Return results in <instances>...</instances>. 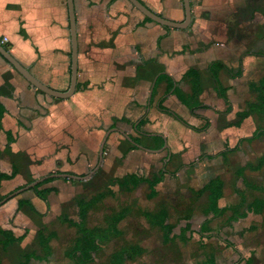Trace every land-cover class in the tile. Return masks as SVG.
Listing matches in <instances>:
<instances>
[{
  "label": "crops",
  "instance_id": "obj_1",
  "mask_svg": "<svg viewBox=\"0 0 264 264\" xmlns=\"http://www.w3.org/2000/svg\"><path fill=\"white\" fill-rule=\"evenodd\" d=\"M142 1L168 19H185L184 0ZM190 2L189 26L175 28L147 19L129 0H74L78 83L76 92L67 99L40 91L0 55V104L5 108L0 128V175L15 173L13 178L0 180V200L51 173L88 174L98 165L102 139L110 131L101 166L90 178L52 177L38 189H52L47 199L37 193L35 186L0 205V241L3 230L25 235L6 250L0 244V264L3 255L10 256L11 251L20 252L14 254L17 264L26 252L40 253L39 232L50 214H56L60 222L63 214L73 219L69 207L79 215L78 198L90 199L99 192L87 196V182L99 178L102 172L101 178L104 174L110 179L124 177L129 168L147 179L166 169L155 197H148L150 187L146 181L127 191L135 194L136 201L138 192L145 189L146 200H156L155 205L145 208L129 202L106 212L99 205L107 196L87 216L89 228L105 227L107 216L126 205L133 208L118 225L123 236L110 241L122 238L121 246L136 242L145 248L144 254L126 264H264V209L242 214L248 204L245 201L242 206L243 186L262 194H254L255 200L264 201V192L245 183L247 180L264 187V167L253 168L264 156V114L255 113L237 124L238 113L257 102L252 85L264 77V0ZM3 39L13 55L40 80L58 90L68 89L72 46L67 0H0V41ZM215 61H222L224 66L214 74L211 66ZM192 68L199 71V83L204 88L196 97L194 79L188 75ZM217 79L229 102L219 94ZM179 112L186 113L188 120ZM171 118L189 128L186 138L175 134L170 137ZM254 121L256 125L245 131L244 127ZM204 126V130H197ZM160 136L165 140L162 147ZM205 153L219 155L210 158ZM175 154L181 155L183 164L180 160L177 163ZM172 164L180 167L172 171ZM212 164L217 166L214 172L209 169ZM147 168L151 175L138 172ZM180 170L191 171V181L198 183L190 185L195 189L192 207L180 199L184 191L179 187L160 195L159 187L178 178ZM182 176L184 189L188 175L185 179ZM216 177L223 182L219 206L227 209L221 215L207 216L204 207L209 192H198ZM116 186L112 185L110 196L118 195ZM172 196L179 199L174 209L182 220L172 218L168 202ZM197 203L203 217L194 226L193 207ZM55 206L59 212H52ZM163 206L170 212L168 223H174L177 235L168 243L162 228L153 227L137 212L156 211ZM237 207L241 214L235 218ZM100 210L101 224H90L91 214ZM207 218H211L209 222ZM125 220H129V237L123 239L121 223ZM152 238L156 249L149 247ZM33 240L39 250L28 248ZM99 255L90 264L106 261L108 255L104 260ZM30 264L46 262L32 260Z\"/></svg>",
  "mask_w": 264,
  "mask_h": 264
},
{
  "label": "trees",
  "instance_id": "obj_2",
  "mask_svg": "<svg viewBox=\"0 0 264 264\" xmlns=\"http://www.w3.org/2000/svg\"><path fill=\"white\" fill-rule=\"evenodd\" d=\"M147 19L151 20L146 16ZM5 47L8 49L5 43H3ZM224 66L222 61H215L212 63L211 71L215 74V71H218L220 68ZM188 75L193 77L194 79V89L193 95L196 97L200 93L203 92L204 88L199 83L200 74L199 71L192 68L189 70ZM217 87L219 89V94L227 101L228 98L226 96V90L221 85V83L217 79ZM252 89L257 93V102L251 103L247 110L240 111L238 113L239 122L243 121L245 118L258 113L264 114V77L259 80V82L252 85ZM5 111V108L2 104H0V128H1V118L2 114ZM144 120L141 121L139 125H142ZM207 126V125H206ZM206 126L197 128V130L201 131L206 128ZM257 133L253 134L252 138L256 137ZM161 137V136H160ZM158 137L161 142L160 147L163 146L165 140ZM204 156L214 157L219 154H209L205 153ZM252 167V166H251ZM264 167V156L261 157L259 164L257 166H253V168H261ZM166 169H162L159 174L155 175L151 179L143 178L136 173H131L124 177L113 178L111 180L110 185L107 190H102L94 194L90 199L86 198H78L77 204L80 209L79 217L80 220H74L69 218V216L63 214L60 215L61 223L67 225L68 227H74L77 229V236L74 244L65 251V255L70 258L72 263L70 264H90L95 258L103 251L104 246L110 241L117 239L123 236V231L118 228L119 223L125 219L129 214L132 213L133 208L129 205L122 207L119 211L109 215L106 217L107 225L89 228L87 226V216L88 211L96 207L98 203H100L104 198H106L109 194L113 192L110 187L112 185H119L122 190H132L136 186H138L141 182L146 181L149 184L150 192L148 194L149 198H153L157 195V185L165 178ZM15 173L12 174H2L0 175V180L4 178H13ZM53 178L46 179L43 182H40L36 185L35 189L37 193L47 199V194L52 191V189L38 190L40 186L44 183L49 182ZM245 183L248 187L264 192V187L251 183L245 180ZM222 188L223 182L220 178H212L209 180L202 189L199 190L198 194L202 195L205 192H209V198L204 207V213L208 215H221L227 207H220L219 200L222 197ZM246 204L245 201L242 202V206ZM264 209V201L262 200H254L248 203L245 207V211L242 213L243 216H246L249 212L254 211L255 213H260ZM240 210L239 207L235 210V218H238L241 213H238ZM139 215L145 216L147 220L154 226H160L164 231L165 242H171L173 239L177 237L174 233L175 225L174 223H168L170 219V212L166 206L156 210V211H146L140 209L137 211ZM211 218H207L206 222H209ZM187 228H185L186 231ZM1 235L3 236V240L0 241V244L3 245V249H7L8 246L13 244L14 242L21 241L24 239L25 235L16 236L15 233L11 230H3ZM57 236L55 231H49L46 228V225H43L39 232V245H40V253L37 251L26 252L23 256V260L20 261L19 264H30L32 260H39L49 263V258L53 254V248L51 246V240ZM145 248L142 247L139 243H126L125 245L117 248L112 253H110L105 262L101 264H126L129 260H135L139 256L145 253ZM1 263V260H0Z\"/></svg>",
  "mask_w": 264,
  "mask_h": 264
},
{
  "label": "rangeland",
  "instance_id": "obj_3",
  "mask_svg": "<svg viewBox=\"0 0 264 264\" xmlns=\"http://www.w3.org/2000/svg\"><path fill=\"white\" fill-rule=\"evenodd\" d=\"M22 77V76H21ZM24 79V78H23ZM63 99V98H61ZM67 99V98H66ZM173 106V105H171ZM176 110H180L178 109L177 107H175ZM237 109H239L237 106H236ZM179 114L184 117L185 119L188 120V115L186 113H183V112H179ZM172 123L169 125V132H170V137L175 134L174 136H179V138H186L185 137V131L188 130L189 128H187V126L182 123L180 120L176 119V118H171L170 120ZM250 126H245L244 127V130L245 131H248L249 130V127L251 126H255L256 125V121L252 122L251 124H249ZM243 131V130H242ZM173 145H175L173 143ZM184 150H187L186 147L183 148ZM165 151H163L162 153H164ZM247 155V158L249 159V153L246 154ZM175 160H177V163L179 162L180 160V163L183 164L182 159H181V155H176L175 154ZM185 161V160H184ZM179 163V164H180ZM178 164V165H179ZM180 164V165H181ZM176 164H172L170 166V169L173 171L175 169L176 166H178ZM180 165L178 166V168L180 167ZM209 169H212V171H216L217 169V166L215 164H212V166L209 167ZM145 171L142 170L141 171H138L139 173L142 174H149L151 175L152 174V171L151 170H148L147 169H144ZM157 168H154V171H156ZM101 172V170H100ZM123 172V170H122ZM124 172H128V173H125L124 176H127L129 174H131V169H126ZM182 170H180L179 172V177L177 178H172L170 180V182H165L164 184H162L159 188H160V195L161 196H164L166 195L171 189L174 190L173 188L175 187H179L180 191H184V193H182V197L180 198L184 203H186V206L187 207H192L193 205H191V197H192V189L193 187H191L190 185L194 184V186H197L198 183L197 181L195 182V180L191 181V176H192V172L189 171L188 173L186 172H183ZM103 174L100 173V175H98L99 178L95 177L92 181L90 182H87V189H89L87 193H85L87 196H90L92 195L93 193L97 192V191H100L102 189L104 190H107L108 189V186L110 185L111 183V180L109 175H106L104 174L101 178V175ZM184 174V179H185V176L186 174L188 175V180L187 182L185 181L184 182V189H183V186H181V183H180V179L183 177L182 175ZM176 175V174H175ZM110 189H113V187H110ZM115 189V192L118 193V195L116 197L114 196H110L108 195V197L102 202V204L99 205V208H101L102 210L106 211V212H111L113 210H116L118 209L120 206H122L123 204L125 203H129V202H136L138 203L140 206H144L145 208H148V207H153L155 205V201L156 200H146V196H145V189L143 190H140L138 192V196L136 198V201H134L133 197H135V194H128L127 193V190H122L120 186H116L114 187ZM119 190L123 191V192H119ZM195 190V189H193ZM242 191L244 192L243 193V201H246L247 203H250L251 201L257 199L255 195H262V194H259L258 192H255L249 188H247L246 186L244 187L243 186V189ZM188 194V195H187ZM206 199V196L203 197V200ZM179 199L177 197H170L168 199V202H169V205L170 207L172 208L171 209V214H172V218L173 220H176V219H181L183 218V216H179V214H177V212L175 211L174 207L176 205L179 204ZM56 202V201H55ZM54 202V204H55ZM74 204V202H72ZM199 204H194V216H193V223H194V226L195 224H199L200 221H201V218L203 217V215L201 214V210H200V205L198 206ZM70 205H68L69 207ZM198 206V207H197ZM56 207V208H55ZM53 207V211L54 210H58L57 212H59V208L57 206ZM196 207V208H195ZM70 209V212H71V215H72V218L79 221L80 220V217L79 215L74 212L72 210L71 207H69ZM101 211V210H100ZM55 215V216H54ZM50 214L47 218V222H45V225H46V228L49 229V230H54L56 231V233L58 234L57 235V239H53L52 241V245H53V248H54V253H53V257H52V262L50 264H69L70 262V259L66 257L65 255V251L66 249H68V247L72 246L74 244V241L76 239V233H77V229L72 227V228H69L63 224H61V222L57 219V215L56 214ZM102 215H103V212H94L91 214L90 216V224H96V223H100L102 222ZM140 220L142 221H146L145 218L143 217H140L139 218ZM177 220V221H178ZM255 221V220H253ZM181 222V221H180ZM129 223V220H125L121 223V227L124 229L125 231V236L123 237L124 238H128L129 237V229L127 228V225ZM142 223V222H141ZM137 225H142V224H137ZM179 231V229H178ZM153 237H156V235H152ZM132 237H134V235H132ZM122 239V238H121ZM121 239H118L114 242H110L109 244H107L106 246V249L104 250V252L101 254L100 256V259L104 260L106 258V256L113 250H116L117 248H119L124 242L121 241ZM31 241V240H30ZM128 242V241H126ZM156 244L155 241H154V238H152V243H150V246L151 248H154L156 249ZM28 248H32V249H36V250H39V246L38 244L35 242V240H33L31 242V245H29ZM158 248V247H157ZM19 251V250H18ZM18 251L16 252H10L9 255L10 256H6V255H3V262L2 264H17V261L15 260L16 257L14 256L15 253H17ZM20 252H18L19 254ZM17 254V255H18ZM97 259H98V256H97Z\"/></svg>",
  "mask_w": 264,
  "mask_h": 264
},
{
  "label": "water",
  "instance_id": "obj_4",
  "mask_svg": "<svg viewBox=\"0 0 264 264\" xmlns=\"http://www.w3.org/2000/svg\"><path fill=\"white\" fill-rule=\"evenodd\" d=\"M139 11H141L145 16L149 17L153 21L167 27H175V28H186L189 26L191 22V2L190 0H184L185 4V19L183 21H174L164 17L163 15L153 11L150 7H148L142 0H129ZM68 10H69V18H70V35H71V78L70 84L67 90H58L50 85H47L42 80H40L36 75H34L29 68H27L17 57L13 55V53L5 47V45L0 41V55L8 61L21 75H23L34 87L39 89L40 91L47 93L53 97L57 98H69L71 97L77 89L78 83V55H79V45H78V33H77V17L75 10L74 0H67ZM110 132V131H109ZM109 132L106 133L104 138L102 139L100 149H99V163L95 167V169L91 170L88 174L85 175H77V174H69V173H51L35 179L31 183L21 187L12 193H9L5 197L0 200V205L6 202L9 198L14 195L26 190L35 187L38 183L52 177H71L74 179L85 180L90 178L94 172L101 166L106 141L109 135ZM128 139L133 141V139L127 135ZM139 145V144H137ZM140 146V145H139ZM166 146V145H165ZM151 150V149H148Z\"/></svg>",
  "mask_w": 264,
  "mask_h": 264
},
{
  "label": "built area",
  "instance_id": "obj_5",
  "mask_svg": "<svg viewBox=\"0 0 264 264\" xmlns=\"http://www.w3.org/2000/svg\"><path fill=\"white\" fill-rule=\"evenodd\" d=\"M5 40H6V39H3V40H1V42H2V43H4V42H5Z\"/></svg>",
  "mask_w": 264,
  "mask_h": 264
}]
</instances>
